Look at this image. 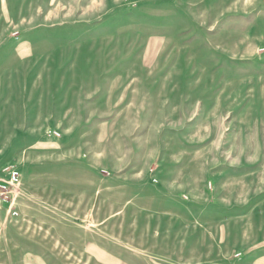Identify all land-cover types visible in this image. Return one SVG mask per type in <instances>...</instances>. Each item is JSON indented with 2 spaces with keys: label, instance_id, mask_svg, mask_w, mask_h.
<instances>
[{
  "label": "rangeland",
  "instance_id": "obj_1",
  "mask_svg": "<svg viewBox=\"0 0 264 264\" xmlns=\"http://www.w3.org/2000/svg\"><path fill=\"white\" fill-rule=\"evenodd\" d=\"M0 264H264V0H0Z\"/></svg>",
  "mask_w": 264,
  "mask_h": 264
},
{
  "label": "built area",
  "instance_id": "obj_2",
  "mask_svg": "<svg viewBox=\"0 0 264 264\" xmlns=\"http://www.w3.org/2000/svg\"><path fill=\"white\" fill-rule=\"evenodd\" d=\"M19 180V173L12 168L8 171L7 177L0 183V202H7L9 195L15 188Z\"/></svg>",
  "mask_w": 264,
  "mask_h": 264
}]
</instances>
